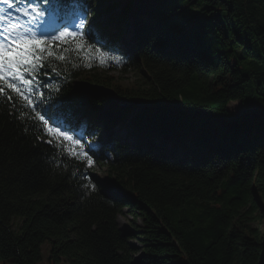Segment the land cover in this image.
<instances>
[{"label": "trees", "instance_id": "1", "mask_svg": "<svg viewBox=\"0 0 264 264\" xmlns=\"http://www.w3.org/2000/svg\"><path fill=\"white\" fill-rule=\"evenodd\" d=\"M75 5L87 11L86 0ZM106 8L107 22L85 32L82 49L78 38L52 46L66 60L47 62L35 108L0 102V264H37L47 240L49 264H257L264 0H110ZM108 53L121 59L110 67L138 74L133 87L96 69ZM232 101L244 108L232 111ZM36 112L69 129L86 124L89 140L104 129L88 150L119 189L96 165L46 143ZM126 207L134 231L119 224Z\"/></svg>", "mask_w": 264, "mask_h": 264}, {"label": "snow or ice", "instance_id": "2", "mask_svg": "<svg viewBox=\"0 0 264 264\" xmlns=\"http://www.w3.org/2000/svg\"><path fill=\"white\" fill-rule=\"evenodd\" d=\"M48 2L49 0H44L45 4ZM19 3H25L27 7L21 9L18 6V0H0V4L7 6L0 9V102L18 101L22 105L35 108L32 94L38 91L39 76L48 75V72L44 71L47 62L51 59L66 60V56L57 55L52 46L55 44L59 48L56 42L66 43L78 38L81 43H77L76 48L80 50L84 47L86 33L79 30L69 31L67 24L62 27L57 22L60 15L55 4L46 10L31 3L30 0H19ZM68 7L75 9L76 5L72 4ZM12 8L34 22L35 28L28 24H21L19 17L13 18L8 12V9ZM46 15L51 16L50 21L43 19ZM84 23L85 18L81 17L76 27L82 28ZM87 35H92L90 27ZM89 50H92L91 46ZM66 51L67 49L62 50V52ZM83 58L89 59L87 56ZM108 59L117 66L121 63V59L116 56H109ZM99 64L108 66L105 59H100ZM51 71H56V69L52 68ZM13 106H15L14 103ZM24 115L26 114L21 111V119ZM35 119L41 122L43 133L49 137L46 143L54 144L55 142L56 147L63 145L67 156L83 160L89 166L94 163L87 151H77L78 148L82 149L84 146L69 131L62 130L61 126L50 125L49 119H46L40 112H36Z\"/></svg>", "mask_w": 264, "mask_h": 264}, {"label": "rangeland", "instance_id": "3", "mask_svg": "<svg viewBox=\"0 0 264 264\" xmlns=\"http://www.w3.org/2000/svg\"><path fill=\"white\" fill-rule=\"evenodd\" d=\"M109 1L110 0H94V1H91L90 5L86 6V8L90 9V11H91L89 18H87L83 13H80L77 17V22H79V19L81 17H84L85 18V26H87L88 28L90 27L91 30H94V31L100 29V27H101L100 25L101 24L104 25L107 22L109 15H110V11H108V9L106 8V5L109 3ZM6 7H7L6 5L0 4V9H4ZM8 12H10L12 14L13 18L19 17L22 15V13L13 12L12 9H8ZM26 21H28L29 26H32L35 28V24L30 23V19L26 18L24 20L23 18L19 17V22L21 24H27ZM114 71L116 73L115 75L117 77L116 78L117 82L123 83V85H127L130 87H133L135 85V83H136L135 78L138 74L132 73V72L129 74H123V73H121L120 70H114ZM142 104L145 105V103H142ZM243 108H244V106H243L242 102H240V101H232L230 103V109L234 112L239 111ZM85 125L86 124H84V126ZM120 128H121L120 133L122 135H126V129L123 126ZM95 132L98 135L105 134L104 129H99V130L95 129ZM77 137L81 141V144H82V137L83 136L81 134H79ZM92 145L97 147L99 145V141H94L92 143ZM78 151L83 152V151H85V149H84V147L82 149L78 148ZM94 165H96L95 173L97 174V176L100 178V180L104 184L111 185V186L116 185L109 178L110 175H109L108 171L106 170L105 166L98 165L97 163L96 164L93 163L91 166H94ZM118 220H119V224H120L121 228H123L124 230L134 231L136 229L134 224H133V215L129 211L128 207H126L124 209V212L119 215ZM136 223L138 225H141L142 220L138 219ZM253 223H254V225L259 226L261 228L263 234H264V216L261 218H258ZM130 241H131L132 245H135V246L139 245L138 239L136 237H132ZM50 251H51V244H50V241L47 240L42 245L43 257L37 264H49V262H50ZM57 264H70V263L68 262L66 257H63L57 262Z\"/></svg>", "mask_w": 264, "mask_h": 264}, {"label": "water", "instance_id": "4", "mask_svg": "<svg viewBox=\"0 0 264 264\" xmlns=\"http://www.w3.org/2000/svg\"><path fill=\"white\" fill-rule=\"evenodd\" d=\"M257 264H264V235H263V239H262V250H261L260 258H259Z\"/></svg>", "mask_w": 264, "mask_h": 264}, {"label": "bare ground", "instance_id": "5", "mask_svg": "<svg viewBox=\"0 0 264 264\" xmlns=\"http://www.w3.org/2000/svg\"><path fill=\"white\" fill-rule=\"evenodd\" d=\"M86 7V6H85Z\"/></svg>", "mask_w": 264, "mask_h": 264}]
</instances>
